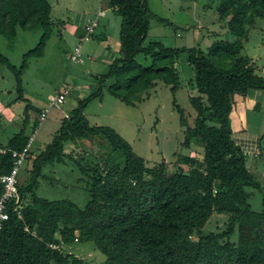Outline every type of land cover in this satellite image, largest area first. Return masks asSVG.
<instances>
[{
  "label": "trees",
  "instance_id": "obj_1",
  "mask_svg": "<svg viewBox=\"0 0 264 264\" xmlns=\"http://www.w3.org/2000/svg\"><path fill=\"white\" fill-rule=\"evenodd\" d=\"M108 3L122 18L120 55L107 72L95 76L96 89L63 117L52 142L35 156L32 169H26L28 176L21 178L19 171L20 201L9 202V218L0 231V264H96L67 249L88 241L104 256L99 264H264V186L233 137L230 119L236 93L264 90V73L244 53L253 24L264 19V0H220L218 20L232 38H218L206 49L168 47L162 41L145 44L152 18L170 22L152 11L149 0ZM52 10L49 0H0L4 37L14 39L17 27L32 30L40 25L43 30L20 67L0 53V62L16 75L18 91L23 72L33 58L45 54L53 35ZM183 53L194 68L191 82L199 94L190 96L196 111L193 125L176 99L182 84L176 64ZM139 55L150 63L139 62ZM157 80L171 88L185 127L183 147L191 148L194 138L203 145L200 159L178 156L189 170L170 173L165 162L149 165L114 128L91 124L86 116L88 105L103 100L105 92L127 105L144 102ZM25 108L24 126L31 110ZM90 136L104 137L110 146L101 162L67 152L69 143ZM29 138L23 127L0 143L7 149L0 153V177L11 171L12 151L23 150ZM33 155L30 148L25 161ZM66 157L89 178L83 207L68 198L50 200L37 194L44 167ZM254 190L263 192L261 211L252 208ZM214 214L227 217L225 228L204 232Z\"/></svg>",
  "mask_w": 264,
  "mask_h": 264
},
{
  "label": "rangeland",
  "instance_id": "obj_2",
  "mask_svg": "<svg viewBox=\"0 0 264 264\" xmlns=\"http://www.w3.org/2000/svg\"><path fill=\"white\" fill-rule=\"evenodd\" d=\"M49 1L55 21L53 35L45 54L33 58L23 72L22 90L17 89L15 73L0 62V143L6 144L23 127L28 136L35 134L31 147L34 155L20 166L21 178L28 176L26 169H32L35 156L52 142L63 117L96 89L95 76L107 72L109 63L120 55L121 50L122 18L109 6V0ZM219 4L220 0H149L152 11L172 24L152 18L145 44L162 41L168 47L206 49L218 38H232L228 28L218 20ZM89 19V25L94 21L97 24L92 34L85 38ZM80 31L85 34L78 35ZM42 32L40 25L32 30L17 27V35L12 40L0 33V53L20 67L24 54L37 46ZM79 48L83 60L75 61L72 55ZM244 53L252 58L258 72L264 73V19H257L253 24ZM137 60L145 65L150 63V58L144 55H139ZM176 68L182 82L176 99L185 110L188 122L193 125L196 111L190 103V96L199 94L191 82L195 71L188 63L187 53L182 54ZM60 91L67 93L64 102L50 106L51 98ZM145 96L148 97L144 102L131 106L105 92L103 100H93L85 113L91 124L114 128L149 165L165 162L170 173L178 169L189 170L179 157L196 155L200 159L203 145L194 138L191 148L183 147L185 127L180 125L170 86L157 80ZM27 105L31 108L30 120L24 126ZM45 108H48L45 119L36 125V119ZM230 119L233 137L246 154L250 169L264 186V90L236 93ZM110 151L107 140L101 136L83 138L67 146V152L74 157H88L100 162ZM254 159L258 161L257 165ZM88 180L79 166L66 157L65 162L44 167L37 194L50 200L68 198L83 207L89 198ZM262 199L263 192L254 190L250 199L254 210H262ZM226 219L223 214H214L204 232L224 229ZM67 249L96 264L104 260L103 254L90 241L74 243Z\"/></svg>",
  "mask_w": 264,
  "mask_h": 264
},
{
  "label": "built area",
  "instance_id": "obj_3",
  "mask_svg": "<svg viewBox=\"0 0 264 264\" xmlns=\"http://www.w3.org/2000/svg\"><path fill=\"white\" fill-rule=\"evenodd\" d=\"M96 24L97 22L94 21L92 25H89L87 27V32L84 36L85 38H88L92 34ZM72 58L75 61L83 60L80 54V48L76 50V53L72 55ZM66 94L67 93L63 91L58 92L54 97L51 98L49 105L53 106V105L62 104L65 100ZM47 111L48 108H45V110L42 112V114L39 117L40 121H43L45 119V115ZM33 136L30 137L27 145L23 148V150L12 151L13 166L11 168V171L10 173L4 174L0 177L1 183L3 184V191L0 194V231L3 227L4 222L9 218V213H8L9 202L12 199H15L16 203L20 201V195L18 191V174L20 171V166L24 163L25 159L28 156V151L32 146L34 140ZM6 151H7L6 148L0 147V153H6ZM51 246L54 248L59 247V245L57 244H52Z\"/></svg>",
  "mask_w": 264,
  "mask_h": 264
},
{
  "label": "crops",
  "instance_id": "obj_4",
  "mask_svg": "<svg viewBox=\"0 0 264 264\" xmlns=\"http://www.w3.org/2000/svg\"><path fill=\"white\" fill-rule=\"evenodd\" d=\"M52 11H53V10H52ZM102 11H103V10H102ZM103 13H104V11H103ZM89 21H90V19L88 20V24H87L85 27H88V26H89ZM85 30H86V28H85ZM85 33H86V31H85ZM85 33H84V34H85ZM84 34H82V31H80L78 35H84ZM84 36H85V35H84ZM250 92H251V91H250ZM29 113H30V111H29ZM244 135L246 136V135H249V134L244 133ZM249 136H251V135H249ZM236 141H237V140H236ZM256 163L258 164V161L254 159V164H256ZM257 164H256V165H257Z\"/></svg>",
  "mask_w": 264,
  "mask_h": 264
}]
</instances>
